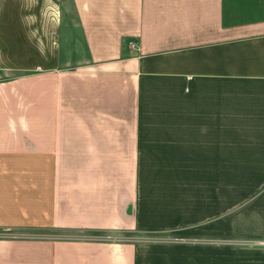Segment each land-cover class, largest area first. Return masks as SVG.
<instances>
[{
    "label": "crops",
    "instance_id": "obj_1",
    "mask_svg": "<svg viewBox=\"0 0 264 264\" xmlns=\"http://www.w3.org/2000/svg\"><path fill=\"white\" fill-rule=\"evenodd\" d=\"M148 78L186 84L182 119L161 126L184 167L153 179ZM186 170L202 180L162 198ZM178 229L264 238V0H0V264H147L148 245L45 235ZM219 248L199 264H226Z\"/></svg>",
    "mask_w": 264,
    "mask_h": 264
},
{
    "label": "rangeland",
    "instance_id": "obj_2",
    "mask_svg": "<svg viewBox=\"0 0 264 264\" xmlns=\"http://www.w3.org/2000/svg\"><path fill=\"white\" fill-rule=\"evenodd\" d=\"M25 70H13L12 75H21ZM10 74V75H11ZM11 75V76H12ZM4 76H7L4 74ZM186 105V84L181 80L173 79H161V78H148L145 80V89L143 97V117H142V146H144L145 154L143 155L145 173L148 174V178H155V170H162L163 177L164 168L170 166L184 167L185 159H177L178 153H184L185 145L169 144L168 138L163 137L162 123L171 120H181L182 118L178 115L177 109H185ZM182 116V115H181ZM166 153H164V151ZM171 153V154H170ZM166 154V155H164ZM181 157V156H180ZM232 161L227 160L228 164ZM190 170V169H189ZM186 178L185 174H178L175 178L176 185H171L167 188L168 184L158 182L157 190L158 194L162 198H169L170 195L165 193L164 190L170 191L174 188L183 187L181 181H186L188 178L190 182H197L199 179L194 180L191 173L187 170ZM189 173V174H188ZM159 177V176H158ZM227 200L230 203H245L246 206L254 199L253 195L249 192L243 193L242 197L235 199L230 196L231 190L230 175H227ZM179 179V181L177 180ZM184 179V180H183ZM166 186V187H165ZM178 190H175L176 199H182L178 195ZM174 193V192H172ZM187 197H185L186 202ZM176 203V202H175ZM180 203V202H178ZM244 206H237L227 211L226 217H230L238 212ZM229 224V223H228ZM230 226V224H229ZM31 236H36L32 234ZM48 238H55V236H61L63 239H76V240H89V241H105V242H122V243H134L140 245L149 246V255L146 257L147 264H167L168 256L167 249L175 247L182 251H187L191 256L194 257L190 260L189 264H199L202 255L199 253L203 245H210L212 247H221L220 252L223 254L226 264H248L254 262H261L264 264V245L261 242L264 238L257 239H240L231 235L224 237H218L217 239L202 238V236L192 233L187 229L181 230H169V231H82V232H66V231H50L49 234L45 235ZM168 247V248H165ZM170 247V248H169ZM179 251V250H178ZM192 251V252H191ZM147 252V254H148ZM167 259V260H166ZM166 260V261H165ZM178 261H180L178 259ZM182 264V262H178Z\"/></svg>",
    "mask_w": 264,
    "mask_h": 264
},
{
    "label": "built area",
    "instance_id": "obj_3",
    "mask_svg": "<svg viewBox=\"0 0 264 264\" xmlns=\"http://www.w3.org/2000/svg\"><path fill=\"white\" fill-rule=\"evenodd\" d=\"M129 46L132 47V48H134V49H137L138 48L137 47V43L135 41H133V40L129 42ZM261 244L264 245V241L261 242Z\"/></svg>",
    "mask_w": 264,
    "mask_h": 264
}]
</instances>
